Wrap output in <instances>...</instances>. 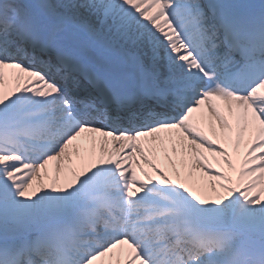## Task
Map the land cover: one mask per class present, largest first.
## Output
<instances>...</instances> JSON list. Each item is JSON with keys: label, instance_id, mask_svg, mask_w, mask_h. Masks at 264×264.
Segmentation results:
<instances>
[{"label": "snow or ice", "instance_id": "snow-or-ice-1", "mask_svg": "<svg viewBox=\"0 0 264 264\" xmlns=\"http://www.w3.org/2000/svg\"><path fill=\"white\" fill-rule=\"evenodd\" d=\"M0 264H264V0H0Z\"/></svg>", "mask_w": 264, "mask_h": 264}, {"label": "bare ground", "instance_id": "bare-ground-1", "mask_svg": "<svg viewBox=\"0 0 264 264\" xmlns=\"http://www.w3.org/2000/svg\"><path fill=\"white\" fill-rule=\"evenodd\" d=\"M211 159V157H209ZM54 169H55V163L53 162L52 165H50V170H52L54 172Z\"/></svg>", "mask_w": 264, "mask_h": 264}]
</instances>
